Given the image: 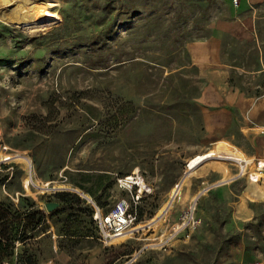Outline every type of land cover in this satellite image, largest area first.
<instances>
[{
    "label": "rangeland",
    "instance_id": "1",
    "mask_svg": "<svg viewBox=\"0 0 264 264\" xmlns=\"http://www.w3.org/2000/svg\"><path fill=\"white\" fill-rule=\"evenodd\" d=\"M45 1L48 3V10L57 17H38L40 24L44 26L42 28L36 27L34 31L29 32L21 26L0 20L2 24L8 26L7 32H12L22 40L21 49L17 50L13 48L15 42L13 38L0 37V142L22 158L18 160L17 165L23 170L19 178L22 185L21 193L5 187L6 180L2 177L5 170L0 168V200L8 198L17 203L16 198L23 194L33 198L39 208L48 213L50 211L46 209L45 199L50 194L59 190L75 191L66 183L62 171L57 172L55 180L52 181H45L36 175L32 155L35 153L46 159L48 151L46 145H39L35 152L14 146L15 142H21L20 135L28 130V120L32 114H46L49 98L57 99L72 90L99 87L105 98L108 97L105 100L107 102L113 101L112 93H120L123 99H132L140 106L146 104L152 108L167 101L166 109L169 114L161 117H156L153 113L141 114L134 123L123 127L115 138L111 140L107 137L90 138L74 153L67 152L69 167L78 161L92 167H110L122 171L135 164L142 165V170L147 175L144 181L150 187V192L143 191L141 196L157 191L158 198L154 201L149 200L150 203L160 204L155 214L149 219L134 221L123 236L110 244H103L98 236L64 239L62 245L68 247L69 252L63 251L68 254V259H57L58 261L53 260L49 263L50 259L60 253L56 248L59 239L55 232L56 228L50 221L51 236H43L41 243H38L39 239L34 238L29 241L30 246L36 248L39 263L212 264L223 234L230 231L236 233L238 238L218 253L216 264H264V247H260V244H264V221L254 228L252 225L260 208L256 207V210H253L250 207L251 202H264V198L252 194L256 187L264 190V184L255 186L245 177H237L238 168L233 160L217 156L208 158L197 168L189 171L179 191L172 195L173 187L179 184L188 171L186 163L189 159L214 149L219 140H225L248 154L255 153V149L245 138L235 137L239 146L229 142L227 136L235 133L231 131L233 110L229 109L228 104L240 96L249 99L254 96L253 99L256 101L264 97V93L258 96L254 92L257 89L261 92L264 90V68L261 66V63H264V48L260 40L232 42L229 35H224L220 38L221 45L217 48L219 56L217 61L213 50L214 36L216 32H221L222 22L229 21L227 6L223 0H217L209 8L207 15L209 20H200L199 25L191 27V34L196 39L185 43L189 58L177 54L171 61L170 58H165L163 64H158L156 61L146 60V56L160 48L159 32L149 31L145 25L149 23L147 21L149 19L160 24L163 31L166 30V25H169V32L174 36V30L179 26L181 17L177 7L182 1L136 0L141 12L135 19V25L140 23L143 25L138 38L144 36L141 41L137 40L138 43H135L138 58L133 62H124L121 66H116L108 57L103 59L106 61L100 63V67L89 68L86 63H82L83 49L71 48V42H75L72 37L60 42L58 47H53L54 44L50 42L45 43L43 40L42 43V40L38 42L40 39H34L60 28L64 16L75 19L78 14L70 10L73 0ZM85 1L94 12H97L102 4V0ZM185 8L186 6L182 5L180 9ZM256 9L258 21L260 18L264 19V4ZM114 14L115 12H111V16ZM186 15L191 17L193 14ZM123 17L118 16V20H123ZM162 17L165 19L164 22L161 21ZM170 18L173 19L172 24L167 22ZM203 26L213 29L210 35L206 36L204 31L198 29ZM259 30L261 33L258 35L264 38V24ZM117 34L127 38L128 32L119 30ZM148 34L150 38L146 39L145 36ZM198 42L207 44L206 52L210 54L211 59L208 60L207 53L203 51L202 53L200 50L194 51L195 57L188 50V46ZM131 46L132 40L117 45L125 50L132 49ZM258 49L263 52L261 58ZM197 56H201L200 59ZM196 58L201 62L197 63ZM257 60L262 68L260 71L255 70ZM220 64L228 66L227 79L231 76L233 80V84L227 82L225 90L222 89L220 82H216L223 70L219 68ZM170 70L178 71L180 75L170 77ZM174 88L178 89V93L184 92L194 97L200 105V114L188 115L185 113L186 110L171 109L177 99L173 93ZM95 102L100 104L98 100ZM251 103L249 102V105ZM66 107H69L68 101H64L63 107L60 108L59 119L63 120L65 127H69L75 118L68 116ZM54 115L55 111L52 116ZM254 121L258 119L255 118ZM220 154L222 153L216 155ZM23 156L31 162V175L26 169ZM135 170L141 173L139 166H135L132 167L130 174ZM164 174L167 175V179L177 177V183L165 189L166 185L159 184V179ZM30 177L34 185L29 183L26 186V179ZM135 192L137 187L132 188V191L127 189L123 191L116 186L113 191V204L124 198L128 201L129 208L136 214V203L133 198ZM210 192L213 197L210 196ZM80 195L91 203L85 195ZM198 201L203 204L199 211ZM149 202L145 201L144 204ZM166 205L165 211L161 213ZM149 207L150 204L147 205V208ZM63 214L62 212L57 214L60 216V222L65 220L61 217ZM214 215H217L218 219H214ZM74 222L77 224L78 220ZM37 234L40 235V232ZM246 240L256 244L258 242L259 247L245 250Z\"/></svg>",
    "mask_w": 264,
    "mask_h": 264
},
{
    "label": "trees",
    "instance_id": "2",
    "mask_svg": "<svg viewBox=\"0 0 264 264\" xmlns=\"http://www.w3.org/2000/svg\"><path fill=\"white\" fill-rule=\"evenodd\" d=\"M180 1L182 3L178 4L177 7L178 14H181L180 24L174 30V36L169 32V25H166V30L163 31V28L159 26L160 24L153 19L147 20L149 23L145 27L149 31L159 32L158 38L161 46L158 51L147 54L146 60L163 64V59L170 58L171 61L177 54L189 58L185 43L196 39L191 34V27L199 25L200 20H209L207 17L209 8L217 0ZM249 2L256 8L264 4V0H249ZM223 3L227 6L229 20H231L232 13L245 10L243 8L246 0H237V7L241 5L239 8H233V0H223ZM182 5L186 6L183 10L180 9ZM70 7V10L78 13L75 19L64 16L63 25L60 28L34 39H40L38 42L42 40V43L44 40L45 43L50 42L54 44L53 47H58L60 42L72 37L75 42H71V48L83 49L82 63H86L89 68L100 67V63L106 61L103 59H108V57L116 66H121L124 62H133L138 58L135 43H138L137 40L141 41L144 36L138 38L143 25L141 23L135 25V19L141 12L136 0H102L101 7L98 8L97 12H94L85 0H73ZM249 9L251 8L249 7ZM111 12H115V14L111 16ZM186 14L193 15L187 17ZM121 15L124 16L123 20L119 21L118 16ZM260 20L256 24L257 34L261 33L259 28L264 24V19L260 18ZM161 21H165L164 17ZM172 21V18L167 20L170 24H172ZM72 25L74 26L73 31ZM198 29L204 31L206 36L213 31L208 26ZM7 30L8 26L0 22V37L10 36L15 41L13 48L20 50L22 40L14 36L12 32H7ZM119 30L127 31V38L117 34ZM145 38L149 39L150 35L148 34ZM261 38L262 36L258 35L260 42ZM127 40H132V49L125 50L122 47H117V45ZM231 41L236 42L232 38ZM224 46L225 44H223ZM262 46L264 48V40H262ZM13 48L11 47V49ZM261 69L260 62L257 60L255 70L260 71ZM173 75L179 76L180 73L170 70L169 76ZM227 80L228 84H233L231 76ZM254 92L259 96L264 93V90L261 92L257 89ZM173 93H175L177 99L171 109L186 110L185 113H188V115L200 114V105L194 97L184 92L178 93L177 88H174ZM107 98L100 92L99 87L72 90V92H68L57 99L51 100L49 98L50 101L47 100L48 110L45 115L34 113L29 118L28 130L20 135L22 136L21 142H15L14 146L21 149H31L32 152H35V148L39 145H46L48 147L46 159H42L35 153L32 155L36 175L45 181H52L55 180L56 173L62 171L66 183L75 191L59 190L50 194L45 202H56L58 206L47 214L39 208L36 201L30 196L21 194L17 203L8 198L0 200V264L4 262L8 264H40L36 256V248H32L29 241L33 240L38 232L45 233L44 236L47 237L51 236L50 232H46L49 230L50 221L54 223L56 228L55 232L59 238L58 248L61 250L69 252L68 247L62 245L64 239L97 238V227L93 219L94 207L102 213L107 212L112 207L113 191L117 186V178L129 175L132 167L135 166H139L140 175L144 180L147 177L140 164H135L125 171L110 167H92L89 164H82L81 161L69 167L67 152L74 153L85 140L90 138L103 139L105 137L111 140L120 134L123 127L134 123L138 118L137 116L141 114L153 113L156 117L169 114L166 109L167 101L161 102L159 106L152 108L146 104L140 106L132 99H123L120 93H112V102L105 101ZM97 100L100 104L98 102L94 103ZM64 101H68L69 105V107H66V113H68V116L75 118V121L69 127H65L63 120L59 119V111L63 107ZM54 111L55 115L52 116ZM22 173L23 170L19 169L17 164L14 165L12 172L5 171L2 175L3 180H6L5 187L10 191H20L22 193V185L19 183ZM176 183L177 177L167 179L166 174L159 179V184L166 185L165 189L173 187ZM121 190L124 191V189ZM79 193L85 195L91 203L81 197ZM210 194L213 197L212 192ZM157 196V191L153 194L141 196L135 206V222L149 219L155 214L160 204L159 202L150 203L149 200L154 201L155 198H158ZM145 201L149 202V208H147L148 204H144ZM197 205L198 211L201 210L203 204L198 201ZM250 207L253 210H256V207L260 208V212H256L258 213L256 221L252 225L256 228L264 221V202H251ZM130 211H132L131 208ZM59 212L64 213L63 216L61 215L65 219L64 221L61 220L62 222L59 220L60 216L57 215ZM214 219H218V216L214 215ZM75 220H78L77 224L74 222ZM237 238L238 236L234 232L226 231L223 234L220 246L215 251V260L212 261V264H216L218 253ZM258 247V242L256 244V242L246 240L245 250ZM260 247H264V244H260Z\"/></svg>",
    "mask_w": 264,
    "mask_h": 264
},
{
    "label": "crops",
    "instance_id": "3",
    "mask_svg": "<svg viewBox=\"0 0 264 264\" xmlns=\"http://www.w3.org/2000/svg\"><path fill=\"white\" fill-rule=\"evenodd\" d=\"M241 6V5H239ZM239 6L237 7V4L234 5L233 8H239ZM251 8L248 10V8ZM244 11L241 12H237V13H232V19L229 21H223L222 22V29L221 32L218 31L216 32V37L214 36V56L215 58L217 57V61H218V47L221 45V40L220 38H222L224 35H229L232 39L238 41V42H247V41H253L254 39L258 40V34L257 29H256V24L258 22V16H256V12L257 9L255 7L252 6V4L249 2V0H246V3L244 5ZM262 40H264V38H261V44H262ZM259 43V44H260ZM197 47H199L197 49ZM210 48H212L211 46H209ZM260 47V46H259ZM207 48V44L206 43H202V42H198V43H194L191 44L190 46H188V50L191 51V53L196 57L195 52L194 51H198L200 50V53L206 52ZM217 49V50H216ZM212 50V51H213ZM260 58L263 56V52L260 51L259 52ZM210 54L206 55L207 59H211ZM213 56V57H214ZM199 59L201 56H197ZM205 61V60H204ZM261 61V59H260ZM196 62L199 63L201 61L197 60L196 58ZM227 66V65H226ZM224 64H220V67L222 70V74L219 77V80L216 82H220V84L222 85V89L225 90L227 87V67ZM262 68H264V63H261ZM214 82V83H216ZM233 97V96H232ZM254 96H252L251 99L246 98V97H237L236 101H233L231 103H229V109L233 110V114H232V134L229 137V142L234 143L236 146H239L237 141L235 140L236 136H240L241 138H245L247 140H249L251 147H253L255 149V153L253 154H248L246 152L241 151L240 149H238L239 151H241L243 153L244 157L247 158H264V97L261 99H257V101L255 99H253ZM230 100V98H229ZM249 102H252L249 105ZM256 102V103H255ZM239 112H238V111ZM257 118L258 121H254V119ZM234 147V146H233ZM236 148V147H234ZM237 149V148H236ZM238 177V176H237ZM240 177H245V179L247 181L248 178L246 176H240ZM250 182V181H249ZM250 184L252 185H259L260 183H252L250 182ZM18 200V197L16 198ZM45 212V211H44ZM47 213V212H45ZM51 229V228H49ZM46 232H50V230H47ZM45 233H41L40 235H38L36 238L34 239H39L38 243H41L42 240L44 238H42L44 236ZM40 241V242H39ZM57 250L60 251V253L56 254L55 258L50 259L49 263L53 260H57V259H61V260H66L68 259V254L66 252H64L63 250L59 249L56 246ZM63 253V254H61ZM60 255V256H59ZM58 261V260H57Z\"/></svg>",
    "mask_w": 264,
    "mask_h": 264
},
{
    "label": "built area",
    "instance_id": "4",
    "mask_svg": "<svg viewBox=\"0 0 264 264\" xmlns=\"http://www.w3.org/2000/svg\"><path fill=\"white\" fill-rule=\"evenodd\" d=\"M233 3L236 5L237 0H233ZM21 159L22 158L12 152L6 144L0 142V168L12 172L14 170V165H16L18 160ZM233 161L238 168V177L246 176L252 183L264 184V158L254 159L243 156V158H237ZM25 162L26 169L31 175V162L28 158H25ZM188 162L186 163V167H188ZM138 181L142 183V187ZM29 183L34 185L31 177ZM48 184L49 182L46 185ZM27 185L28 184H26V186ZM117 186L120 189H127L129 191H131L132 188L137 187V192H135L133 197L135 203L139 201L143 191L150 192V187L146 184L144 178L138 171H134L132 174L124 177H118ZM141 188L142 191H140ZM135 218L136 214L130 211L129 203L124 198L117 200L105 213H102L98 208H95L93 219L97 227L99 240L103 244L112 243L115 239L123 236L131 228L134 224ZM3 264L8 263L4 262Z\"/></svg>",
    "mask_w": 264,
    "mask_h": 264
},
{
    "label": "bare ground",
    "instance_id": "5",
    "mask_svg": "<svg viewBox=\"0 0 264 264\" xmlns=\"http://www.w3.org/2000/svg\"><path fill=\"white\" fill-rule=\"evenodd\" d=\"M48 3L45 0H0V20L3 22H11L17 26L32 32L37 28L44 27L40 23L38 17L43 16L46 18L57 17L55 13L48 10ZM222 153L220 155H216ZM217 156L222 159H237L243 158V153L234 148L230 143L225 140H219L214 149H210L202 154L195 155L189 159L188 171H186L184 177L180 180L172 189V195L176 194L189 171L194 170L199 165L204 163L208 158ZM24 157V156H23ZM25 158V157H24ZM137 170H135L136 172ZM140 186L142 187V183ZM26 184H29V179H26ZM28 186V185H27ZM142 191V188L140 189ZM252 194L259 198H264V190L256 187L252 190ZM196 198V197H195ZM195 200V199H194ZM167 205L162 208L161 213L166 209ZM154 226V225H153Z\"/></svg>",
    "mask_w": 264,
    "mask_h": 264
},
{
    "label": "water",
    "instance_id": "6",
    "mask_svg": "<svg viewBox=\"0 0 264 264\" xmlns=\"http://www.w3.org/2000/svg\"><path fill=\"white\" fill-rule=\"evenodd\" d=\"M45 206H46L47 211H51L52 209H54L55 207L58 206V203H56V202H47Z\"/></svg>",
    "mask_w": 264,
    "mask_h": 264
}]
</instances>
